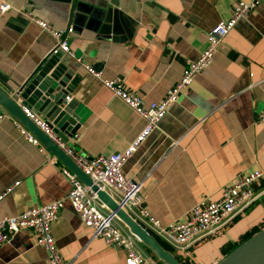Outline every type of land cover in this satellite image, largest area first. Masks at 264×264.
<instances>
[{
  "label": "crops",
  "instance_id": "1",
  "mask_svg": "<svg viewBox=\"0 0 264 264\" xmlns=\"http://www.w3.org/2000/svg\"><path fill=\"white\" fill-rule=\"evenodd\" d=\"M238 1L0 0V6H12L0 12V74L16 93L55 48L53 36L24 13L56 30L72 27L68 43L75 58L66 57L80 76L69 95L77 105L79 129L67 143L91 157L123 152L146 122L84 64L105 80H121L147 104L160 102ZM263 113L264 3L238 21L213 65L171 106L159 129L124 164L123 173L144 183L146 207L159 222H185L196 205L219 200L239 176L264 172V125L257 123ZM65 169L71 171L24 138L11 118L5 119L0 124V217L65 199L71 190ZM256 194L249 208L187 251L166 250L182 264H219L264 231V179ZM52 231L69 264H125V250L92 238L67 200ZM0 264H48V254L36 245L32 232L22 230L0 246Z\"/></svg>",
  "mask_w": 264,
  "mask_h": 264
},
{
  "label": "built area",
  "instance_id": "2",
  "mask_svg": "<svg viewBox=\"0 0 264 264\" xmlns=\"http://www.w3.org/2000/svg\"><path fill=\"white\" fill-rule=\"evenodd\" d=\"M263 3L264 0L238 1L232 8L230 18L220 22L207 34L205 50L196 61L186 66L182 79L167 91L160 102L147 104L141 96L126 88L121 80H105L91 66L84 64L90 74L146 122L140 135L123 152L94 157L83 155L54 133L44 118L26 108H23V112L62 149L85 175L90 177L94 186L106 192L137 224L157 240L163 241L173 249L185 252L197 242L231 222L257 200L256 187L264 179V172L257 170L239 176L223 189L219 200H206L196 205L185 222L164 225L146 207L144 183L125 176L123 166L149 136L159 129L160 122L167 116L171 106L179 102L180 97L197 76L213 65L218 48L224 44L238 21L250 16ZM11 9L12 6L9 3H1L0 12L2 14ZM24 15L53 36L56 45L51 55L62 52L75 58L68 43L69 34L73 32L72 27L68 31L56 30L29 12ZM67 100L71 101V98ZM7 118L13 120L16 128L30 143L46 150L30 130L2 109L0 124ZM257 123L264 125V113L258 117ZM63 174L71 184V190L65 199L30 208L18 216L0 217V246L9 243L15 234L28 230L34 235L36 245L46 250L48 264H69L62 258L52 231V225L58 220L67 200L79 215L82 224L92 231V238H102L108 245L125 250V264H159V261L147 255L139 238L115 213L111 212L91 187L84 185L68 169H65ZM13 187L9 188L6 194L11 192ZM2 198L3 196L0 200Z\"/></svg>",
  "mask_w": 264,
  "mask_h": 264
},
{
  "label": "water",
  "instance_id": "3",
  "mask_svg": "<svg viewBox=\"0 0 264 264\" xmlns=\"http://www.w3.org/2000/svg\"><path fill=\"white\" fill-rule=\"evenodd\" d=\"M77 68L62 52L50 55L38 70L19 88L18 92L7 85L6 78L0 74V108L30 130L40 143L54 156L66 163L84 185L91 187L99 199L139 238L143 246L151 250L163 264H182L180 260L153 235L137 224L106 192L93 185L62 149L38 128L23 112L29 109L43 116L49 126L63 141L78 132V116L75 114L76 102L67 99L77 85L80 76ZM14 93V94H13ZM19 98L21 101L17 100ZM219 264H264V231L252 237Z\"/></svg>",
  "mask_w": 264,
  "mask_h": 264
},
{
  "label": "rangeland",
  "instance_id": "4",
  "mask_svg": "<svg viewBox=\"0 0 264 264\" xmlns=\"http://www.w3.org/2000/svg\"><path fill=\"white\" fill-rule=\"evenodd\" d=\"M144 248H145V251L150 255V256H152L153 258H154V260H156L155 259V254L153 253V252H151V250H149L148 248H146L145 246H144ZM157 261V260H156Z\"/></svg>",
  "mask_w": 264,
  "mask_h": 264
},
{
  "label": "trees",
  "instance_id": "5",
  "mask_svg": "<svg viewBox=\"0 0 264 264\" xmlns=\"http://www.w3.org/2000/svg\"><path fill=\"white\" fill-rule=\"evenodd\" d=\"M161 244H162V246L165 248V249H169L170 248V246H168L167 244H165L163 241H159ZM155 258H156V256H154Z\"/></svg>",
  "mask_w": 264,
  "mask_h": 264
}]
</instances>
